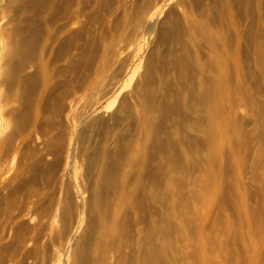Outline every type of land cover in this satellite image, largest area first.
Listing matches in <instances>:
<instances>
[{
  "label": "bare ground",
  "instance_id": "bare-ground-1",
  "mask_svg": "<svg viewBox=\"0 0 264 264\" xmlns=\"http://www.w3.org/2000/svg\"><path fill=\"white\" fill-rule=\"evenodd\" d=\"M243 140L264 0H0V264H230L206 227Z\"/></svg>",
  "mask_w": 264,
  "mask_h": 264
},
{
  "label": "rangeland",
  "instance_id": "rangeland-1",
  "mask_svg": "<svg viewBox=\"0 0 264 264\" xmlns=\"http://www.w3.org/2000/svg\"><path fill=\"white\" fill-rule=\"evenodd\" d=\"M238 112L240 116L248 115L251 112V106L245 102L243 105H241L238 109ZM249 116V115H248ZM249 119V120H247ZM247 123L246 129H250L252 143L255 141L254 144L258 145L257 142L262 134V129L259 126L256 121L252 120L250 117L245 118ZM256 123L254 126V123ZM253 127V128H252ZM255 129V130H254ZM252 130H254L252 132ZM248 138H250L248 136ZM257 139V140H256ZM250 141V140H248ZM261 141V140H260ZM234 149L239 150L240 152H237L238 158L233 159L232 161H229L226 166V173L228 177H232L231 183H225L224 189H223V196L221 199H219V202L216 200L212 211L215 207V210L211 211L209 216V222L207 224V231L211 232L215 235V238H221L224 240L225 244L226 242L230 244L231 249H229V252H232V256L230 264H242V260H244L243 264H264V248L261 247L259 244L261 243L260 240L264 237V192L262 193L260 191L263 183H264V157H261V154L256 151V147L252 146L251 143H246L244 140L242 143L237 145V143H234ZM256 166V167H254ZM243 170L242 174H245L244 176V188H242V192L246 194V201H244L245 209L244 211H247L248 214L241 215L238 205H242V199L241 196H238L237 190L234 186V180L235 178H240L241 175H238V173L234 176L235 170ZM255 169V171H254ZM194 173V170L189 171V175H192ZM251 178L255 179L256 181L253 183L251 182ZM203 184V180L200 179L199 185ZM172 192L175 190H171ZM185 192L186 189H185ZM252 195V198H251ZM221 197V196H220ZM184 202L188 205V209L190 211V214L193 211V208H195L194 201L188 200L185 197ZM191 219V217H189ZM174 225L176 228L178 227L177 223L174 222ZM235 228H234V227ZM259 226V228L257 227ZM263 226V228H262ZM233 227V228H231ZM241 227V228H240ZM231 228V229H230ZM236 230V234L235 233ZM257 229V230H256ZM258 229H260V233L258 234ZM263 229V231H262ZM233 230V231H232ZM185 231L189 234H195V227L194 225H187L185 227ZM258 231V232H256ZM247 237H246V235ZM234 235V236H233ZM231 236V237H230ZM245 236V237H244ZM247 240V241H246ZM264 240V238H263ZM229 241V242H228ZM262 241V240H261ZM10 242V240H7L6 243ZM249 242V243H248ZM254 242V243H252ZM259 242V243H258ZM225 244L227 248H229L228 244ZM236 243V244H235ZM250 244L259 245L260 254L249 258V255H246L245 252V246H248ZM244 248H243V247ZM253 246V245H250ZM249 246V247H250ZM234 249V250H233ZM244 252H243V250ZM218 250V252H216ZM237 250V251H235ZM214 253L211 252V255L215 257V261L220 263L221 260H223V254L222 252L216 248ZM237 253V254H236ZM215 254V256H214ZM236 254V255H235ZM244 256V257H243ZM221 257V258H220ZM234 260V261H233ZM233 261V263H231ZM247 262V263H246Z\"/></svg>",
  "mask_w": 264,
  "mask_h": 264
}]
</instances>
